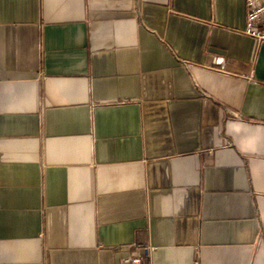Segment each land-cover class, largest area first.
<instances>
[{
	"label": "crops",
	"instance_id": "1",
	"mask_svg": "<svg viewBox=\"0 0 264 264\" xmlns=\"http://www.w3.org/2000/svg\"><path fill=\"white\" fill-rule=\"evenodd\" d=\"M245 6L0 0V264H264Z\"/></svg>",
	"mask_w": 264,
	"mask_h": 264
},
{
	"label": "built area",
	"instance_id": "2",
	"mask_svg": "<svg viewBox=\"0 0 264 264\" xmlns=\"http://www.w3.org/2000/svg\"><path fill=\"white\" fill-rule=\"evenodd\" d=\"M244 4L245 23L242 32L257 41H264V0H244ZM141 248V251H131L123 255L119 264H146L153 246L145 244Z\"/></svg>",
	"mask_w": 264,
	"mask_h": 264
}]
</instances>
